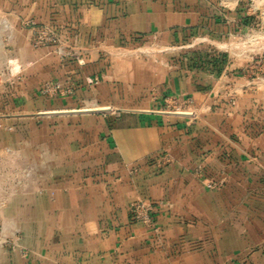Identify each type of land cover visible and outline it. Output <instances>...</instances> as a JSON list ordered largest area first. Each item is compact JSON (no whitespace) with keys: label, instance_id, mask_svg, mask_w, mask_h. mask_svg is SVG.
I'll return each mask as SVG.
<instances>
[{"label":"crops","instance_id":"0c3cea01","mask_svg":"<svg viewBox=\"0 0 264 264\" xmlns=\"http://www.w3.org/2000/svg\"><path fill=\"white\" fill-rule=\"evenodd\" d=\"M14 2L81 47L64 59L20 32L27 58L18 92L0 95V152L34 172L5 192L19 250L0 264H264V96L231 104L230 60L220 73L191 60L227 52L231 30L203 25L198 0ZM169 97L197 115L171 114ZM138 199L154 203L158 230L132 219Z\"/></svg>","mask_w":264,"mask_h":264},{"label":"rangeland","instance_id":"374dc122","mask_svg":"<svg viewBox=\"0 0 264 264\" xmlns=\"http://www.w3.org/2000/svg\"><path fill=\"white\" fill-rule=\"evenodd\" d=\"M17 2L0 0V95L18 92L16 79L21 73L20 63L25 62L27 58V54L23 53L19 47L22 30L28 33L26 46L34 50L54 46L55 51L61 47L65 51L62 53L56 51V54L64 59L74 57L68 52L78 51V47H81L71 42L67 32H60L55 23H39L33 17L26 18V7ZM197 3L198 6L195 8L204 17L203 25L212 30L215 21L214 25L219 23L227 26V30H231V35L227 36L220 46L227 51L221 53L227 54V59L231 62L229 71L234 75L236 80L233 82L237 85L236 88L229 86L225 88L227 99L232 104L233 101L238 100V97L234 96L242 93L264 96V0H198ZM43 29L53 31V34L50 32L53 39L49 44L37 47L34 39ZM210 47L207 44L202 49L207 51ZM31 55L30 51L29 56ZM15 62L20 66L14 70L12 65ZM186 100L187 98H179L180 102ZM194 103V107L185 108L188 114L178 112L176 115L192 116L190 113L197 110L196 102ZM167 110L180 111L178 105L174 104ZM23 172L31 175L34 172L33 167L26 166L17 155L6 157L0 152V211L7 202L5 192L8 190L9 183L13 182L15 186ZM7 248L19 250V245L14 237L7 235L0 213V251L3 252Z\"/></svg>","mask_w":264,"mask_h":264},{"label":"built area","instance_id":"2783aa9c","mask_svg":"<svg viewBox=\"0 0 264 264\" xmlns=\"http://www.w3.org/2000/svg\"><path fill=\"white\" fill-rule=\"evenodd\" d=\"M50 32H52V34H53V31H51V30L45 31L43 29L42 32L40 34H38L36 39H34L35 45L37 47H40V46H44V45L49 44L50 40L53 39V37H52L53 35L51 36ZM47 34H48V36H47ZM56 51L58 53H62L65 50L62 49L61 47H58V49H56ZM68 53L72 54L75 58H78V56H79V53L77 50H70ZM59 88H60V84H58V83H47L45 85V87L43 88V92L46 94L52 95V94H55L57 92L70 93L72 91L71 87H66L65 89H63L64 91H60ZM0 94H1V90H0ZM166 104H167V107L169 109L172 106V104L178 105V109H180V111L174 112V111L169 110V112L171 114H178V112L183 113V114H188V111H186L185 108L195 106V103L193 100L187 98L186 101L180 102L178 97H169L168 100L166 101ZM190 115H192L194 117L197 115V112L192 111L190 113ZM166 161H167L166 158H164L160 163H163ZM197 173L199 175H202V169L198 168ZM206 185L209 188H215L219 185V183L216 181L210 180V181H207ZM130 213H131V217L134 221L142 223L148 227H154L155 230H158V228L156 227L155 219H154L155 205L151 201H148L145 199H138V200L134 201L133 203L130 204Z\"/></svg>","mask_w":264,"mask_h":264},{"label":"trees","instance_id":"16d2710c","mask_svg":"<svg viewBox=\"0 0 264 264\" xmlns=\"http://www.w3.org/2000/svg\"><path fill=\"white\" fill-rule=\"evenodd\" d=\"M226 53H219L218 56H210L208 54H199L196 53L194 56H192V65H198L205 66V68H210L215 70L216 72L220 73L224 67L226 66L228 59H227ZM203 66V67H204Z\"/></svg>","mask_w":264,"mask_h":264},{"label":"bare ground","instance_id":"6f19581e","mask_svg":"<svg viewBox=\"0 0 264 264\" xmlns=\"http://www.w3.org/2000/svg\"><path fill=\"white\" fill-rule=\"evenodd\" d=\"M15 61H16V59H15ZM18 61V60H17ZM13 66V69L15 70V69H17L18 68V66H20L17 62H15L14 63V65H12Z\"/></svg>","mask_w":264,"mask_h":264}]
</instances>
